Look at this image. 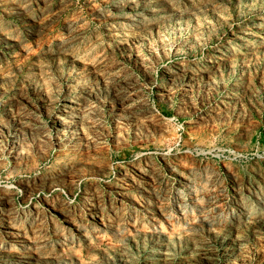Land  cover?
Here are the masks:
<instances>
[{"label":"rangeland","instance_id":"374dc122","mask_svg":"<svg viewBox=\"0 0 264 264\" xmlns=\"http://www.w3.org/2000/svg\"><path fill=\"white\" fill-rule=\"evenodd\" d=\"M0 264H264V0H0Z\"/></svg>","mask_w":264,"mask_h":264},{"label":"bare ground","instance_id":"6f19581e","mask_svg":"<svg viewBox=\"0 0 264 264\" xmlns=\"http://www.w3.org/2000/svg\"><path fill=\"white\" fill-rule=\"evenodd\" d=\"M90 207H91V206H90ZM90 207H89V208H90ZM92 209H93V208H92Z\"/></svg>","mask_w":264,"mask_h":264}]
</instances>
